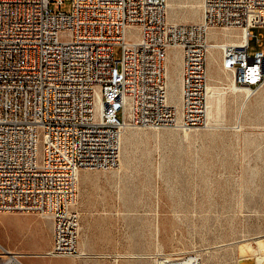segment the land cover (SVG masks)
<instances>
[{
    "label": "built area",
    "instance_id": "obj_1",
    "mask_svg": "<svg viewBox=\"0 0 264 264\" xmlns=\"http://www.w3.org/2000/svg\"><path fill=\"white\" fill-rule=\"evenodd\" d=\"M51 2L63 8L0 0V212L48 218L47 255L77 256L80 172L114 166L128 127L206 124L210 29L241 30L239 44L217 45L222 65L251 95L264 86L252 31L264 29V0H202L199 23L168 22L166 0H71L68 13ZM170 48L181 52L178 105L168 96ZM0 264L24 263L0 252Z\"/></svg>",
    "mask_w": 264,
    "mask_h": 264
},
{
    "label": "rangeland",
    "instance_id": "obj_2",
    "mask_svg": "<svg viewBox=\"0 0 264 264\" xmlns=\"http://www.w3.org/2000/svg\"><path fill=\"white\" fill-rule=\"evenodd\" d=\"M168 1V22L200 21L201 0ZM50 7L68 13L71 0ZM226 31L238 32L216 28L208 38L225 40ZM252 31L264 50V29ZM169 55L168 92L172 80L178 95L180 56L175 49ZM213 55L209 85L223 97L213 120L188 130L126 129L114 166L81 171L78 248L90 254L44 255L52 224L33 213L0 212V247L23 253L24 264H156L159 257L194 256L199 264H256L264 247V86L250 96L231 92L220 51ZM120 57L116 45L113 58Z\"/></svg>",
    "mask_w": 264,
    "mask_h": 264
},
{
    "label": "bare ground",
    "instance_id": "obj_3",
    "mask_svg": "<svg viewBox=\"0 0 264 264\" xmlns=\"http://www.w3.org/2000/svg\"><path fill=\"white\" fill-rule=\"evenodd\" d=\"M168 5L169 6H172L173 5L170 0L168 1ZM201 21H202V0H201V19H200L199 22H201ZM199 22H197V23H199ZM222 29H226V30H238V32L234 33V32H230V31H226V32H223V37L225 38V40H213V46H209L208 53H207V59L209 60V63L215 62V57L213 55L214 49H218L220 51V57H221L220 47L217 46V45H219L220 42H227V43L229 42V43H233V44H239L241 42L242 32H241V30L239 28L236 27V28H222ZM207 36H208V33H207ZM171 49H175L176 51H178L179 56H180V66H181V52H180V50L178 48H170L168 50L167 60L170 61L169 52H170ZM175 54L176 53H174V58L176 57V61H177V54L176 55ZM220 62H221L222 69L231 76V82L229 84V88H230L231 92H233L235 94H239L237 92L239 90L240 91L243 90L247 96H250L251 95L250 92H248L246 89L237 87V86H235L233 84V75H232L231 71H228L227 69H225L223 67L221 58H220ZM166 70H168V67H166ZM167 75H168V71H167ZM178 77L180 78V69H179V76ZM207 78H208V73H207ZM169 84L171 85V87L169 89V92H168L169 102L171 104H173V105H177L179 103L180 82H179L178 95H176L175 92H174L175 91V83L172 82V80H169ZM222 99H223V97L220 96L217 93V86L209 85V80H208V84H207V94H206V120L207 121L210 122L211 120H213L214 113L215 112H218L220 110V107L222 105ZM130 128H153V129H158V128H154V127H138V126L137 127L136 126L135 127H128L127 129H130ZM191 128L192 127H190V128H181V129L182 130H188V129H191ZM103 169H107V168H103ZM79 177H78V179H79ZM0 252H3L5 255H8V257H13V258H16V259H19V260H20L21 256L23 255V253H18V252H15V251L11 250V249H8L7 250V249H5L3 247H0ZM79 252H80L79 254H81V255L90 254V253H86V252L80 251V250H79ZM44 255H47V251L44 253ZM127 255H129L130 257H135V256H138V255L141 256L143 254L132 253V254H127ZM197 257L198 256H194L193 258L192 257L191 258H185V259H182V260H179V261L182 262L183 264H199V261H198V258ZM115 260H117L116 257H115ZM253 260H254V262L256 264H264V247L261 248L260 253L254 255ZM156 261H157L156 264L171 263V260L169 258H165V257H159V258H157ZM243 264H245V263H243Z\"/></svg>",
    "mask_w": 264,
    "mask_h": 264
}]
</instances>
